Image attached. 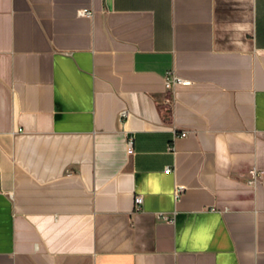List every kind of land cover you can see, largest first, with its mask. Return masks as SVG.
<instances>
[{
    "label": "crops",
    "instance_id": "1",
    "mask_svg": "<svg viewBox=\"0 0 264 264\" xmlns=\"http://www.w3.org/2000/svg\"><path fill=\"white\" fill-rule=\"evenodd\" d=\"M0 264H264V0H0Z\"/></svg>",
    "mask_w": 264,
    "mask_h": 264
},
{
    "label": "built area",
    "instance_id": "2",
    "mask_svg": "<svg viewBox=\"0 0 264 264\" xmlns=\"http://www.w3.org/2000/svg\"><path fill=\"white\" fill-rule=\"evenodd\" d=\"M79 14L81 16H87V17H91L93 15V11L92 10H88V9H82L79 11ZM166 87L168 90H172L174 89L176 86L178 85H183V86H188V85H191L192 81L190 80H187L181 76H179L178 74L172 72V71H169L167 74H166ZM124 114V112H123ZM188 134V132H182L181 133V136H186ZM166 171L170 172L171 171V168L168 167L166 169ZM251 173L253 174L254 176V180L255 179V170H252ZM183 191V187L182 186H178L175 190V197L176 198H179V196L181 195ZM135 207H137V209L140 208V205L143 203V196L142 195H137L135 196ZM159 216L162 218V219H166V220H169V221H172V219H169L167 216H165L164 214L162 213H159Z\"/></svg>",
    "mask_w": 264,
    "mask_h": 264
}]
</instances>
